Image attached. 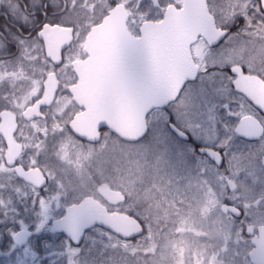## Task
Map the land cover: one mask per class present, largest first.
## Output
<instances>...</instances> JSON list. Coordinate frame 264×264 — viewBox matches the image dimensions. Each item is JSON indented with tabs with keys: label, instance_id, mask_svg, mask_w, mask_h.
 <instances>
[{
	"label": "flooded vegetation",
	"instance_id": "1",
	"mask_svg": "<svg viewBox=\"0 0 264 264\" xmlns=\"http://www.w3.org/2000/svg\"><path fill=\"white\" fill-rule=\"evenodd\" d=\"M182 1L166 5L158 18L153 16L152 0H140L136 6L133 2L109 0L102 12L95 11L87 18L69 0H0V248L7 249L10 244L14 249H24L35 235L32 227L17 228L10 220L2 225L5 214L18 212L21 218H32L39 211L45 216L50 200H67L70 186L88 191L84 194L81 190L77 203L93 198L109 212L110 207L124 203L121 193L123 202L110 205L97 192L101 185L115 191L108 184L115 171H109L107 178L100 174L97 159L101 149L117 141L131 144L146 139L152 114L166 113L183 100L181 108L163 116L161 134L166 132L181 144L177 146L185 148L184 160L193 168V176L197 159L208 169L223 170L219 212L239 223L235 227L248 241L249 262L251 242L258 229L264 228V0H206L215 27L227 33L213 45L202 36L191 44L195 77L184 84L174 102L146 116L147 132L140 140L126 142L106 128H97L103 108L101 95L108 104L117 99L115 91L100 90L99 84L111 87L110 84L135 83L130 79L125 54L120 53L118 65L103 64L94 56L103 42L98 36L90 46V30L100 25L111 9L122 5L127 11L130 35L139 38L143 23L161 21L168 7L179 9ZM137 6L146 18L132 29L131 15ZM233 7L235 16L224 18L223 13ZM89 19L90 24L83 25ZM235 83L242 85L247 96L235 89ZM75 85L77 104L70 94ZM187 86L191 88L184 91ZM197 94L205 95L206 101L191 107L190 98ZM75 117L78 134L70 125ZM204 128L208 135L201 133ZM202 149L217 152L221 165L200 153ZM103 179L106 182H101ZM77 203L65 205L57 217L47 219L44 225L67 240L55 232L52 223ZM3 228H8L10 234L5 231L3 235ZM249 228L252 235L246 234ZM37 230L41 232L43 226H37ZM19 231L29 233L23 246H17L14 240ZM50 239L41 235L34 247Z\"/></svg>",
	"mask_w": 264,
	"mask_h": 264
},
{
	"label": "rangeland",
	"instance_id": "2",
	"mask_svg": "<svg viewBox=\"0 0 264 264\" xmlns=\"http://www.w3.org/2000/svg\"><path fill=\"white\" fill-rule=\"evenodd\" d=\"M69 1H73L75 8L82 11L83 17L90 18L95 11L102 12L109 0ZM117 1L133 2L135 6L140 3V0ZM159 1H162L163 6L158 0H152V5L155 6L152 8L153 16L158 18L166 5L180 2ZM235 10L234 7L228 9L223 13L224 18L235 16ZM131 16L134 19L130 25L132 29L146 18L139 7ZM150 16L148 13V17ZM90 21L87 20L83 25H89ZM189 88L191 87L187 86L184 91ZM205 101V95L198 97L197 94L193 99L190 98L189 103L191 107H196L203 105ZM181 104H184L183 100L171 106L166 113L173 114L181 108ZM166 113L152 114L149 126L151 130L146 139L131 144L118 141L108 144L101 149V156L97 159L102 177L107 178L109 171H115L108 184L125 197V202L110 207V212L137 217L143 226L142 235L134 241H125L95 228L86 234L83 244L97 243L104 245L103 247L108 244L110 248L124 252V258L133 260L132 264L143 256H147L153 264H249L246 258L249 252L248 241L235 227L239 223L219 212V205L223 202V170L219 171L214 167L208 169L202 160L197 159L193 176V168L184 160L185 148L177 146L181 144L166 132L165 135L161 134L160 125ZM201 133L209 134L205 128ZM161 135L164 137L161 138ZM185 164L187 168L183 172ZM103 181L106 182L105 179L101 182ZM81 190H84V194L88 192L84 188L70 186L67 200H50L45 216L39 211L32 218H21L18 212L5 214L2 225L10 220L17 228L32 227L35 235L34 240L24 249H14L10 244L7 249L0 248V264H67L78 249L49 231L44 224L47 219L57 217L65 205L77 203L81 198L78 195L82 193ZM39 225L43 226L41 232L37 230ZM3 229L5 235V231L9 230ZM41 235L51 238V241L34 247V242ZM118 256L120 257L119 253Z\"/></svg>",
	"mask_w": 264,
	"mask_h": 264
},
{
	"label": "water",
	"instance_id": "3",
	"mask_svg": "<svg viewBox=\"0 0 264 264\" xmlns=\"http://www.w3.org/2000/svg\"><path fill=\"white\" fill-rule=\"evenodd\" d=\"M127 19L124 7L115 6L100 25L90 30L87 41L91 46L92 40L100 37L103 45L94 56L99 57L103 64L118 65L120 53L125 54L128 59L126 63L130 66L128 69H131L130 79L135 83L110 84L111 87L99 84L100 90L115 91L117 99L113 104H108L101 95L100 104L103 108L99 111L97 128H106L123 141L137 142L147 132L146 116L151 111L165 108L174 102L184 84L195 77L196 66L191 59V44L202 36L213 45L227 32L215 27L206 0H183L179 9L168 7L161 21L145 22L140 26L139 38L130 35ZM89 55L91 60L92 51ZM74 71L77 72L75 66ZM234 86L237 91L247 96L241 84L235 83ZM77 88L75 85L70 89L72 100L76 104ZM76 123L77 117L70 125L72 131L78 134ZM174 131L184 137L176 129ZM97 139L96 137L95 140ZM200 153L206 154L216 165H221L222 160L217 152L202 149ZM97 192L110 205H117L124 200L119 192L111 191L106 185H101ZM220 211L223 213V206ZM95 227L102 228L122 240L138 238L143 232L136 217L119 212L111 213L102 202L93 198H85L69 206L63 217L52 223L55 232L63 235L73 246H78L85 233ZM246 234L252 235V229H247ZM28 235L27 231L17 232L14 236L16 245L23 246ZM251 246L249 263L264 264V228L258 229V235L253 238Z\"/></svg>",
	"mask_w": 264,
	"mask_h": 264
},
{
	"label": "trees",
	"instance_id": "4",
	"mask_svg": "<svg viewBox=\"0 0 264 264\" xmlns=\"http://www.w3.org/2000/svg\"><path fill=\"white\" fill-rule=\"evenodd\" d=\"M83 243L84 241L76 246L78 252L69 258L70 260L67 264H132L134 262L133 260H129V258L125 259L126 254L124 252L116 251L110 248L108 244H106V247H103L104 245H98L97 243L88 242L85 245ZM117 252L120 254V257ZM118 258L121 259L119 260ZM135 264L153 263L147 256H143V258L136 260Z\"/></svg>",
	"mask_w": 264,
	"mask_h": 264
}]
</instances>
